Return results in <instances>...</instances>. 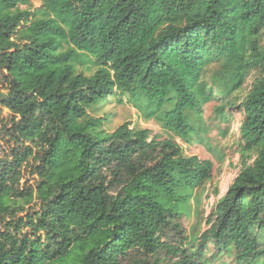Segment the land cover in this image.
I'll return each mask as SVG.
<instances>
[{
    "label": "trees",
    "instance_id": "obj_1",
    "mask_svg": "<svg viewBox=\"0 0 264 264\" xmlns=\"http://www.w3.org/2000/svg\"><path fill=\"white\" fill-rule=\"evenodd\" d=\"M39 2L20 11L31 1L0 0V73L9 82L0 112L7 108L27 130L49 118L50 152L36 169L51 176L37 193L50 211L24 222L22 209L4 207L21 158H0V237L11 243L0 264H211L221 254L264 264V0ZM215 63L221 70L208 83ZM87 65L96 67L91 75ZM251 76L250 90L236 97ZM114 94L186 144L204 131V105L218 97V116L243 113L238 173L195 249L187 250L179 220L211 179L212 162L130 123L104 133L88 110ZM93 196L97 215L88 222L79 210L61 213L65 203ZM25 228L44 232L45 243L19 241ZM168 232L177 239L153 240ZM210 245L217 253L209 259Z\"/></svg>",
    "mask_w": 264,
    "mask_h": 264
},
{
    "label": "rangeland",
    "instance_id": "obj_2",
    "mask_svg": "<svg viewBox=\"0 0 264 264\" xmlns=\"http://www.w3.org/2000/svg\"><path fill=\"white\" fill-rule=\"evenodd\" d=\"M31 5H19L20 11H34L40 7L39 0H30ZM67 49V46H64ZM87 67V68H86ZM83 69L86 74L91 75L96 67L87 65ZM80 69V67L78 68ZM220 66L215 63L211 64L207 69L205 80L212 83V80L220 72ZM253 76H251L241 92L236 97L243 98L250 90ZM9 87V82L0 73V93L5 92ZM221 97L204 105L202 127L204 129L198 136H194L190 143H183L180 139L175 138L166 132L162 125L155 119H145L129 102L127 97L114 94L104 102L91 107L88 110L89 116L103 120L102 131L104 133H113L118 127L125 123H130L131 128L144 129L150 131L151 138L164 140L174 138L184 150V154L188 157L197 156L201 160H209L213 164L211 179L202 187L197 189L190 204L184 208V214L179 220L185 236L188 238L187 250L195 249L201 235L207 229V220L212 213L213 207L224 196L227 188L231 185L238 173L239 151H240V126L244 119V115L238 109H227L226 117H220L216 114V109L223 102ZM15 114L7 108H2L0 112V158H6L17 153L21 158V163L15 173L9 178L8 185L12 193L3 198L4 207L10 212L14 209H22L19 218L27 221V219L37 217L40 211H50L49 208L43 207L37 200V193L40 188L45 187V181L51 176H41L37 173V167L41 165V161L46 154L50 152V142L53 136L49 130V118H35L29 129L27 130L23 124H19V117L15 115V122L12 117ZM47 177V178H45ZM56 178L54 177V181ZM41 183V184H40ZM45 185V186H44ZM97 201L95 197H91L88 201L81 200L77 202H67L62 208L61 213L64 214L69 210H79L82 217L87 222L96 217ZM9 212V213H10ZM7 213L1 215L7 219ZM65 220H58L57 224H65ZM67 223V222H66ZM71 225L69 233L75 240L78 228ZM76 229L75 231H73ZM99 237L109 239L108 231L99 226ZM0 232L5 233V229L0 225ZM44 232L35 233L30 228H25L18 234V240L36 241L39 237L44 240ZM176 240L172 232H168L167 237H161L159 233L153 236V240L157 243L164 241L170 242ZM45 243V241H43ZM11 249V243L5 238L0 237V251ZM213 253H217L213 246H209L207 258L210 259ZM211 264H235V259L228 254L218 255V258L211 260Z\"/></svg>",
    "mask_w": 264,
    "mask_h": 264
}]
</instances>
